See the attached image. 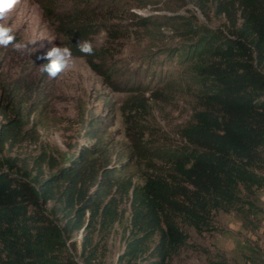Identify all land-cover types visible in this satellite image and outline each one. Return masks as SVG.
Instances as JSON below:
<instances>
[{
	"label": "trees",
	"instance_id": "trees-1",
	"mask_svg": "<svg viewBox=\"0 0 264 264\" xmlns=\"http://www.w3.org/2000/svg\"><path fill=\"white\" fill-rule=\"evenodd\" d=\"M57 1H47L49 16ZM99 1L103 7L106 0ZM116 1L106 2L102 11L108 19H125L129 8ZM196 1L212 6L227 31H188L193 40L185 43L182 62L196 61L191 68L204 87L193 120L179 130L184 145L162 153L163 167L152 165L141 185L116 176L121 163L111 164L107 151L92 155L91 147L62 163L46 151L28 169L9 163L6 171L0 169V264H79L69 253L77 241L71 235L78 231L91 263L99 251L95 236L109 234L125 204L129 219L119 260L167 264L190 238L185 227L198 234L214 230L212 213L234 208L242 191L264 186L257 171L264 164V0ZM90 19L89 13L73 12L64 22L83 32ZM119 21L107 29L116 38L127 32L115 27ZM14 115L1 131L14 137L28 131L37 140L33 128L24 129L21 112Z\"/></svg>",
	"mask_w": 264,
	"mask_h": 264
},
{
	"label": "rangeland",
	"instance_id": "rangeland-1",
	"mask_svg": "<svg viewBox=\"0 0 264 264\" xmlns=\"http://www.w3.org/2000/svg\"><path fill=\"white\" fill-rule=\"evenodd\" d=\"M47 1L23 0L7 21L16 43H34L31 55H21L11 44L0 47V169L6 171L9 163L28 169L42 151L62 163L91 147L92 155L107 151L111 164L121 163L116 176L143 184L152 165L163 167L162 153L184 145L179 130L199 109L204 86L191 68L196 61L182 62L183 47L193 40L188 31L226 32L225 19L196 0H117L129 8L125 19L107 18L102 10L109 0L103 7L99 0L81 5L58 0L51 16ZM73 12L91 15L85 31L64 22ZM117 21L115 27L127 31L118 38L107 32ZM84 40L92 42L93 55L73 53L74 66L57 79L41 72L51 48L78 50ZM16 109L37 140L27 137L28 131L18 137L1 131ZM257 171L264 175V164ZM241 197L234 208L212 213L214 230L198 234L185 227L190 238L167 264H264V186L242 191ZM124 207L109 234L95 236L99 251L91 263L81 251L82 232L71 235L77 241L69 253L79 264H125L119 260L129 219L128 204Z\"/></svg>",
	"mask_w": 264,
	"mask_h": 264
},
{
	"label": "clouds",
	"instance_id": "clouds-1",
	"mask_svg": "<svg viewBox=\"0 0 264 264\" xmlns=\"http://www.w3.org/2000/svg\"><path fill=\"white\" fill-rule=\"evenodd\" d=\"M23 0H0V47L13 45L21 55H31L29 44L34 41H22L16 43V35L11 24L7 21L11 15L22 5ZM78 50L84 55H93L94 47L88 40L81 41ZM48 63L41 66V72L47 74L50 79H57L63 73L70 70L75 63L72 49L68 46L53 47L44 57Z\"/></svg>",
	"mask_w": 264,
	"mask_h": 264
}]
</instances>
